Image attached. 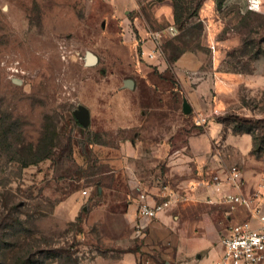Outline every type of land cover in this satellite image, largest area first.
<instances>
[{"label": "rangeland", "instance_id": "rangeland-1", "mask_svg": "<svg viewBox=\"0 0 264 264\" xmlns=\"http://www.w3.org/2000/svg\"><path fill=\"white\" fill-rule=\"evenodd\" d=\"M170 8L171 0H0V235L5 206L15 207L24 224L11 239L28 244L33 264H81L107 249L98 229L83 227L89 209L135 196L131 171L153 184L170 180L153 150L179 147L199 128L185 99L220 108L218 118L233 127L229 115L264 118V0L259 11L248 0H202L198 17L177 25L173 39ZM156 31L163 54L150 59L143 51ZM88 51L97 64H85ZM180 51L187 54L176 63ZM82 106L90 111L86 126L75 117ZM127 140L136 151L124 149ZM41 156L31 164L23 158ZM71 201L82 204L77 216ZM8 248L0 241V252Z\"/></svg>", "mask_w": 264, "mask_h": 264}, {"label": "crops", "instance_id": "crops-1", "mask_svg": "<svg viewBox=\"0 0 264 264\" xmlns=\"http://www.w3.org/2000/svg\"><path fill=\"white\" fill-rule=\"evenodd\" d=\"M155 16L158 20L162 19V7L156 8ZM167 20L171 25L174 22L172 8L167 12ZM186 54H181L176 63ZM225 78L231 83L244 80L240 77ZM205 90L200 85L199 94H207ZM194 95L197 96V93ZM228 103L226 99H219V104L225 110ZM189 104V114L192 116L197 111H213L211 107L205 108L199 104L196 99ZM127 141L123 145L124 149L136 151L135 144ZM161 144L160 149L153 150V156L165 160L170 180L167 182L165 178L159 177L153 184L131 171L129 187L135 196L129 194L127 201L104 202L89 209L83 227L85 230L98 229L97 242L107 249H95L94 256L85 258L81 264H158L154 257L158 253L168 261L165 264H212L210 257L218 260L223 251L221 238L229 234L232 226L246 220L257 225L251 210L244 205L230 210L223 203L208 204L207 200L213 192L203 184L214 173H225L227 168L234 165L228 164L231 161L228 156L232 153L233 160L245 177L244 195L254 199L252 207L259 205L264 212V159L253 153L252 133L235 132L233 126L216 116L211 117L207 125L188 132L183 145L169 149ZM163 181L174 189L175 201L156 218L138 216L139 188L146 186L155 196ZM258 191L263 192V195H259ZM71 204L77 216L82 204L76 201H71ZM210 223L213 231L208 226ZM216 224L222 226L218 228Z\"/></svg>", "mask_w": 264, "mask_h": 264}, {"label": "built area", "instance_id": "built-area-1", "mask_svg": "<svg viewBox=\"0 0 264 264\" xmlns=\"http://www.w3.org/2000/svg\"><path fill=\"white\" fill-rule=\"evenodd\" d=\"M262 7V0H248V8L252 11H259ZM167 37L174 38L179 30L176 26L170 25L167 30ZM161 34L150 33L149 40L153 48L143 51V54L150 59L162 56L160 46ZM194 123L204 126L209 123L211 117L220 116V108L213 109L212 113L202 111L194 112ZM203 184L213 192L208 198L212 204L223 203L231 209L238 205H244L251 210L253 218L257 220L254 225L250 220L240 222L230 228L228 235L221 238L223 251L215 264H264V212L259 205L252 207L254 199L244 195L245 177L242 169L233 165L227 168L225 173H214ZM228 187V190H225ZM159 192L155 195L149 192L146 186L140 187L137 195V214L140 217L156 218L169 208L175 201V191L166 182H161Z\"/></svg>", "mask_w": 264, "mask_h": 264}, {"label": "trees", "instance_id": "trees-1", "mask_svg": "<svg viewBox=\"0 0 264 264\" xmlns=\"http://www.w3.org/2000/svg\"><path fill=\"white\" fill-rule=\"evenodd\" d=\"M163 1V0H158ZM173 2V13H174V23L177 27H184L192 18L198 17L199 10L202 6V0H171ZM178 28V27H177ZM179 30V28H178ZM180 32V30H179ZM173 39V38H172ZM185 51H180L183 54ZM178 58L173 57V61H177ZM235 121L234 130L235 132H248L253 134L254 145H253V153L261 157V154L264 152V118H244L239 115H229ZM77 120V119H76ZM224 120V119H222ZM78 124H80L77 121ZM81 125V124H80ZM255 132H263L260 137H256L254 135ZM55 135H52L49 138L48 146L53 147L55 146L54 143ZM33 146L30 147V152L33 151ZM51 149V148H50ZM29 152V151H28ZM47 153L49 154L50 151L47 149ZM34 154V153H32ZM26 160V163H34L43 158L44 156L30 159L28 157H23ZM8 212L6 215L3 216V232L0 235V241L6 242L12 248H8L3 252H0V264H33L35 254L30 250L28 244H20L19 241L15 240L12 241V237L18 236L17 234V226L23 225L24 220L19 214V211L15 207H7ZM14 228L16 230H14ZM10 238V239H9ZM14 248H17L14 250Z\"/></svg>", "mask_w": 264, "mask_h": 264}, {"label": "water", "instance_id": "water-1", "mask_svg": "<svg viewBox=\"0 0 264 264\" xmlns=\"http://www.w3.org/2000/svg\"><path fill=\"white\" fill-rule=\"evenodd\" d=\"M98 61L99 58L95 53H93L92 51L87 52L86 61H85V64L87 66H93L97 64ZM134 84H135L134 81L131 79L125 80L126 87L133 88ZM183 110L186 114H189L191 112V105L186 99L184 100L183 103ZM75 117L81 125L86 126L89 121L90 111L87 107L82 106L78 111L75 112Z\"/></svg>", "mask_w": 264, "mask_h": 264}]
</instances>
